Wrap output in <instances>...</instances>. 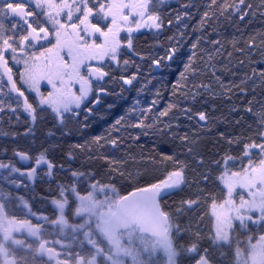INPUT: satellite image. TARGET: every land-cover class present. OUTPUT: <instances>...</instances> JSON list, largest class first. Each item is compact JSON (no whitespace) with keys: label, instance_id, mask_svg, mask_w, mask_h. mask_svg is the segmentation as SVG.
<instances>
[{"label":"snow or ice","instance_id":"obj_1","mask_svg":"<svg viewBox=\"0 0 264 264\" xmlns=\"http://www.w3.org/2000/svg\"><path fill=\"white\" fill-rule=\"evenodd\" d=\"M0 138V264H264V0H0Z\"/></svg>","mask_w":264,"mask_h":264},{"label":"flooded vegetation","instance_id":"obj_2","mask_svg":"<svg viewBox=\"0 0 264 264\" xmlns=\"http://www.w3.org/2000/svg\"><path fill=\"white\" fill-rule=\"evenodd\" d=\"M171 4L175 6V0H170ZM194 11V10H193ZM187 23H194V21H186ZM190 35L188 36L189 39H194L195 35L191 34V29H189ZM172 32H167L164 35L160 37H153L150 33L147 35H143L139 37V41L142 44L145 45H152L156 42V40H159L161 43H167V36L171 35ZM188 37H185V40L188 39ZM159 54H164L163 48H156L155 49ZM184 51H187V47L183 49ZM180 67L177 63H173L170 68L164 67L162 69H157L153 72V76L157 78V80H161L164 78V75L168 76H174L177 74L176 69ZM151 78V77H150ZM154 80V81H157ZM153 81V82H154ZM139 87V85L137 86ZM119 91V89H117ZM148 91L141 92L137 94L136 89H132L131 91H126L124 93V98L117 100L115 97H108L106 99V102L101 106V108L98 110L96 117L93 121H91L92 124V130L103 133V128H106L104 124H106L105 116H109L111 118V123L115 121V118L117 119L119 116H122L123 114L125 116H128V104L132 106H140L141 103L138 105L135 104L136 101H138L139 97L144 96L145 93ZM150 92V91H149ZM146 105H148V99H144ZM129 102V103H128ZM108 103H112L114 106L112 109H108ZM144 104V103H143ZM7 117H5V120ZM5 129L9 127V125H4ZM16 129L20 132L24 131V124H23V116L21 117L20 124L16 126ZM128 132V130H127ZM43 139L42 133L40 131L37 132V145L40 143V141ZM31 138H28L27 140L21 139L19 141V144L21 147L25 146V144L30 143ZM7 143V141L4 138H0V146H4Z\"/></svg>","mask_w":264,"mask_h":264},{"label":"trees","instance_id":"obj_3","mask_svg":"<svg viewBox=\"0 0 264 264\" xmlns=\"http://www.w3.org/2000/svg\"><path fill=\"white\" fill-rule=\"evenodd\" d=\"M197 3L201 2V0H196ZM189 39V37H188ZM175 78H176V75L174 76H168V75H164V78L161 79V80H157V81H154L153 84L155 85V87L152 88V91H148L147 93L144 94V96H141L139 97L138 101L139 103H141L140 106H137V109H141V108H147L148 105L151 103V100L153 99V93L155 92V89L156 87H159L163 93V96L159 102V104L156 106V111H159V110H163V108L167 105V103H169V94H168V91H166V88L167 89H170L171 86H172V82L175 81ZM159 81V82H158ZM148 99V105H146L145 101H143L144 99ZM129 103V102H128ZM144 103V104H143ZM133 106L132 105H129L128 104V114L129 115V110L132 108ZM139 115V111H137V113L135 114V116H138ZM122 116H125L124 114ZM127 118V116H125ZM105 119H106V124H104V126H106V128H103V131L105 132L106 129L109 128V126L112 124L111 123V118L109 116H105ZM116 119V118H115ZM135 120V117H133V122ZM95 134H101V132H97V131H94L92 130ZM103 132V133H104ZM122 135H128V134H131V135H136L138 134V132L136 130H133V129H128V132H122L121 133ZM153 139L152 137H144L143 135H141V143H144L147 145L148 148H151L153 146Z\"/></svg>","mask_w":264,"mask_h":264}]
</instances>
